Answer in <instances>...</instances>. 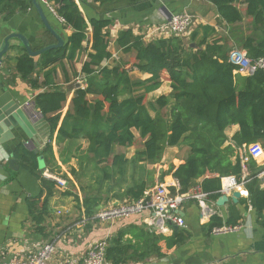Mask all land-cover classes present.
<instances>
[{
	"label": "trees",
	"instance_id": "16d2710c",
	"mask_svg": "<svg viewBox=\"0 0 264 264\" xmlns=\"http://www.w3.org/2000/svg\"><path fill=\"white\" fill-rule=\"evenodd\" d=\"M52 1L57 14L63 18L65 44L39 56H31L21 46L15 65L18 74L32 88L48 85L34 98L50 133L48 142L41 150H30L19 143L13 151L20 166L39 179L42 186L38 195L28 198L30 215L37 225L44 222L49 200L56 191V180L45 177L39 166V157H43L46 167L57 164L54 139L58 145L79 139L88 143L87 148L81 145L76 148L78 170L71 168V171L80 181L81 177L90 179L86 186H81L82 206L90 218H94L105 199L143 197L146 190L155 185L153 171L148 170L147 165L161 162L168 147L184 145L187 155L179 166L171 164L160 172L159 181L171 174L182 194L204 177L200 185L209 193V199L216 201L221 196L222 177L232 175L238 183L242 182L245 170L239 149L257 141L264 144V70L258 69L249 76L236 73L238 65L230 60L228 48L218 39L209 41L207 35L198 39V33L192 32L189 37L146 40L134 34L131 28L119 32L117 45L124 53H134V59L105 65L112 56L108 31L111 19L92 17L87 20L76 0ZM94 1L105 4L114 0ZM211 1L228 22L242 19L239 10L232 6L235 0ZM33 6V0H0V17L9 19L17 11L24 12ZM248 12L254 16L256 24L264 21L257 1L249 2ZM68 27L72 29L70 35L65 33ZM89 27L92 28L90 50L84 45L88 41ZM46 31L53 38L52 42H56L55 36ZM243 46L252 59L264 56V40L255 44L248 38ZM82 51H87V59L81 71L74 70L73 74H82L85 86L76 87L74 82L68 86H49V78L57 72V67L62 68L65 75L66 61L73 63ZM131 69L148 73L150 77L134 79ZM41 73L45 77L43 82L39 79ZM65 76V82H70ZM163 78L170 80L172 91L146 105L145 95L158 88ZM72 89L70 105L63 115ZM232 125H238L239 129L229 137L226 131ZM138 139L142 147L132 159L117 150L134 145ZM246 169L250 171L244 184L248 200L264 225V188L259 177L264 166L250 159ZM208 174L215 176L208 178ZM105 186L107 197L103 195ZM172 192L176 193L175 188ZM76 199L79 201V197ZM241 218L240 210L233 204L226 220L214 215L207 227L212 231L223 224L237 225ZM127 233H131L132 238H125ZM133 238L137 244L133 243ZM185 238L180 229L165 237L130 225L108 239L107 259L112 264H127L132 259L144 260L153 254L161 256V239L171 247L183 243Z\"/></svg>",
	"mask_w": 264,
	"mask_h": 264
},
{
	"label": "crops",
	"instance_id": "0c3cea01",
	"mask_svg": "<svg viewBox=\"0 0 264 264\" xmlns=\"http://www.w3.org/2000/svg\"><path fill=\"white\" fill-rule=\"evenodd\" d=\"M252 1H257L264 18V0H235L232 6L239 10L242 19L230 23L221 15L218 7L211 0H114L105 4H100L94 0H76L87 20L92 17H104L112 21L108 27L110 34L109 50L112 52V56L104 62L105 65H113L117 61H126L135 57L134 53H124L118 47L117 37L121 30L131 28L134 34L142 35L148 40L147 34L153 24L164 23L171 14L184 11L191 13L196 19L191 34L197 32L198 39L207 35L209 41L218 39V42L225 45L228 51L232 48H238L248 54V50L243 46L248 38H252L255 44L264 40V21L256 24L254 16L248 12L249 2ZM44 9L50 24L64 38L63 22L48 8L44 7ZM12 31L27 35L33 48L55 43L52 42L53 38L47 33L46 27L34 6L24 12L17 11L9 19L0 17V44L4 37ZM65 33L70 35L72 29L68 27ZM11 45L9 51L3 56L0 67V82L4 83L5 90H9L15 98L27 106L28 112L37 127L39 140L35 141V145H33V143H28L27 138H24V141L28 143L26 146L30 150H41L49 132L46 123L43 122L42 115L39 113L40 111L33 102H35V96L46 89L48 85L34 89L21 78L15 65L22 45H19L16 40H11ZM84 45L90 50L92 45L91 27L88 30V41ZM86 59L87 51H82L73 63L66 61L65 75L71 79L70 82H65L66 76L63 69L57 67V72L52 78H49V86L53 84L68 86L73 82L76 84L79 82L80 86L84 87L83 75L74 76L73 72L74 70L80 72ZM130 74L134 79L150 77V74L140 72L137 69H131ZM39 79L40 82L44 81V73L40 74ZM73 91L72 89L69 93L63 115L70 105ZM171 91L170 80L163 78L162 84L155 90L148 92L146 98L151 101L150 103H154L160 96L169 95ZM152 114L154 115L153 111ZM238 129V125H232L226 133L232 137ZM21 142L23 139L15 137L0 145V246L7 249L8 259L16 253L33 250L45 242L51 241L55 245V251L48 264H58L66 256H83L87 249L98 240H108L119 230H124L130 225L143 227L156 236L165 237L172 236L176 230L174 225H171L166 232L158 231L159 229L150 222L152 215L148 211L106 220L88 217L85 214V208L82 206L84 192L81 186L82 184L86 186L89 180H83L81 177L80 181L73 176L71 171V168L78 170V159L75 156L76 148L79 145L83 148L88 146V143L82 139L65 141L59 145L54 139L53 147L57 164L46 167L43 159L42 162H39L42 173L47 172L66 181V186L63 188L56 185L55 194L49 200L46 218L41 225H37L30 215L28 198L39 194L42 187L40 180L21 166L19 169H13L8 164L10 155ZM141 147L142 143H135L130 147H125L126 150L123 148L121 150L129 159H132L137 149ZM186 155L187 147L184 145L168 147L161 162L148 164V170L153 171L155 185L160 182V172L167 170L171 164L175 167L179 166L184 162ZM256 162L258 165L264 166V156L256 159ZM249 173L250 171L245 169L244 175L247 176ZM212 176L215 175L208 174L206 177ZM169 178L171 175H166L164 180H169ZM203 178H199L196 184H201ZM263 185L264 182L261 183L262 187ZM234 190L237 189L234 188L232 192ZM71 191L79 194V202L72 196ZM123 199V202L131 201L127 197H123ZM217 200L211 199L212 204L217 208L218 215L225 220L228 217L230 206L237 205L242 214L237 229L227 233H212L207 227L208 221L201 219L198 203L193 199H188L184 202L182 210L187 226L177 228L184 232L185 241L169 247L166 240L161 239L159 241L161 256L153 254L144 260L132 259L127 264H264V225L260 222L254 208H249L248 197L241 196L238 201L230 198L224 205H218ZM102 209L103 206L101 205L99 211ZM40 227L43 229L39 230ZM125 238H132V234L127 233ZM133 243L137 244L134 238Z\"/></svg>",
	"mask_w": 264,
	"mask_h": 264
},
{
	"label": "built area",
	"instance_id": "2783aa9c",
	"mask_svg": "<svg viewBox=\"0 0 264 264\" xmlns=\"http://www.w3.org/2000/svg\"><path fill=\"white\" fill-rule=\"evenodd\" d=\"M39 2L48 8L57 18L63 22V18L57 14L56 5L52 0H39ZM196 19L191 13L184 11L173 13L164 23L159 25H152L147 34L148 40L156 39L159 37H189L192 31L193 24ZM230 60L238 65L235 70L236 73L243 76H249L256 70H264V56L257 59H252L248 56L247 52L238 48H232L228 51ZM244 170L246 164L250 159H259L264 156V145L260 142H253L244 145L239 149ZM43 175L47 178L56 180L59 187H65L66 181L50 175L45 172ZM171 175V174H170ZM259 177L264 182V170L259 173ZM247 181L246 176H242V182L238 183L235 176H225L221 178V188L219 192L221 195H230L232 190L236 188L241 192L242 196L248 197V191L244 184ZM175 188L176 193L172 192ZM178 181L171 175L169 180L159 182L157 185L146 190L143 197L138 200L125 201L119 204H112L102 210L98 211L94 219H113L120 216H129L131 214H141L143 212H150V222L158 231L166 232L171 225L178 227H186V220L182 215L184 202L188 199H193L198 203L200 209L201 219L209 221L214 215H218L217 208L212 204L209 199V193L204 191L200 184H196L187 193H180ZM213 203H215L213 201ZM249 208L252 205L249 203ZM239 227L237 225L216 226L212 229V233L220 234L233 231ZM108 240L101 239L91 245L85 254L81 257L66 256L60 260L58 264H111L107 259ZM55 251L53 242H45L44 244L36 247L33 250L16 253L12 258L8 259V251L4 246H0V264H48L49 260Z\"/></svg>",
	"mask_w": 264,
	"mask_h": 264
},
{
	"label": "water",
	"instance_id": "95a60500",
	"mask_svg": "<svg viewBox=\"0 0 264 264\" xmlns=\"http://www.w3.org/2000/svg\"><path fill=\"white\" fill-rule=\"evenodd\" d=\"M33 4L46 29H48L53 34V36H55L56 42L43 46L39 49H33L27 35L22 32L12 31L4 37L0 44V67L4 54H6L12 46L11 40H13V38H17L16 41L19 42V45L24 46L31 56H39L48 49L60 47L65 44V39L63 36L50 24V21L45 13L44 6L39 2V0H33ZM76 86L79 87L80 83L78 82ZM33 103L35 105V102ZM39 113L42 115L41 112ZM38 133L37 127L30 116V113L28 112L27 106L22 104L19 99L15 98V96L9 90H5L4 83L0 82V145L15 137L23 139V142L21 143H23L25 146L28 145V143H33V145H35V141L39 140ZM49 136L50 133L47 134L46 142L43 144V146H41V148H43L48 142ZM24 138H27L29 142L27 143L24 141ZM42 159V157H39L40 162L43 161ZM8 164L13 169H19L20 167V164L14 157L13 153L8 159ZM241 196L242 195L239 190H234L231 195H221L217 200V204L224 205L229 201L230 198L234 201H238ZM174 227L176 229L178 228L177 225H174Z\"/></svg>",
	"mask_w": 264,
	"mask_h": 264
},
{
	"label": "rangeland",
	"instance_id": "374dc122",
	"mask_svg": "<svg viewBox=\"0 0 264 264\" xmlns=\"http://www.w3.org/2000/svg\"><path fill=\"white\" fill-rule=\"evenodd\" d=\"M13 40H17V38H13ZM128 60H126V62H127ZM78 79H81V78H78ZM139 93H142V91L141 92H139ZM147 95L148 94H146L145 95V97H147ZM150 102L151 101H148L147 100V98H145V103H146V105H149L150 104ZM66 106H67V104H66ZM65 109H66V107H65ZM163 111L164 112H166V108L165 109H163ZM137 144H140V143H142V141L140 140V139H138V141L136 142ZM124 150H126L125 149V147L123 148ZM118 151H122L121 150V148H118L117 149ZM83 180H90L88 177H83ZM78 181V180H77ZM79 182V181H78ZM105 189H106V186L104 187V193H103V195H104V197H107V195H106V193H105ZM72 192V196L76 199V198H78L79 197V194L78 193H75V191L73 192V191H71ZM110 195H112V194H110ZM78 200V199H77ZM123 200L124 199H119V198H116V199H114V198H112V199H110V200H107V199H105L103 202V204H102V206H103V208H106V207H108V206H110V205H112V204H119V203H122L123 202ZM79 202V201H78ZM108 202H110L109 204H108ZM104 205H105V207H104Z\"/></svg>",
	"mask_w": 264,
	"mask_h": 264
}]
</instances>
